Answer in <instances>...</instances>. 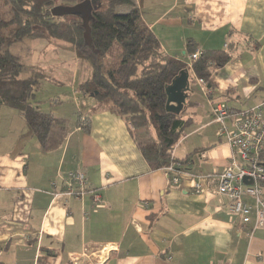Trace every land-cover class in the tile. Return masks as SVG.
Listing matches in <instances>:
<instances>
[{
	"label": "crops",
	"instance_id": "0c3cea01",
	"mask_svg": "<svg viewBox=\"0 0 264 264\" xmlns=\"http://www.w3.org/2000/svg\"><path fill=\"white\" fill-rule=\"evenodd\" d=\"M134 2L171 57L189 62L190 43L231 55L212 73L211 88L189 76L183 115L190 123L173 151L186 162L177 183L174 174L148 168L109 109L82 114L87 130L80 113L51 111L60 123L42 147L16 110L1 107L0 264H96L91 255L106 245L115 251L105 264H264V229L242 224L217 193L216 177L233 151L212 111L218 103L240 112L264 101V0ZM76 170L86 174L85 192L66 197L67 175Z\"/></svg>",
	"mask_w": 264,
	"mask_h": 264
},
{
	"label": "trees",
	"instance_id": "16d2710c",
	"mask_svg": "<svg viewBox=\"0 0 264 264\" xmlns=\"http://www.w3.org/2000/svg\"><path fill=\"white\" fill-rule=\"evenodd\" d=\"M82 1L3 0L0 108L16 110L38 143L47 147L52 128L60 122L50 112H43L36 100L44 78L39 73L22 78L23 63L8 49L27 39L65 43L89 65L91 75L78 89L93 99L95 111L109 109L124 121L150 170L172 166L178 173L186 162L175 159L173 151L190 120L184 118L185 106L179 113L166 110V90L185 70L197 83L202 80L211 88L212 73L229 62L231 55L227 50H198L200 55L194 62L171 57L162 51L159 40L143 22L134 0H90L91 44L87 45L79 15L54 17L51 13L56 5ZM195 51L190 43L188 55ZM78 124L87 130L89 118L80 113ZM258 161L264 167V149Z\"/></svg>",
	"mask_w": 264,
	"mask_h": 264
},
{
	"label": "built area",
	"instance_id": "2783aa9c",
	"mask_svg": "<svg viewBox=\"0 0 264 264\" xmlns=\"http://www.w3.org/2000/svg\"><path fill=\"white\" fill-rule=\"evenodd\" d=\"M227 47V46H225ZM197 50L189 56V62L198 59ZM202 89L206 83L198 81ZM213 119L218 124V136L233 151L232 158L223 172L216 177L217 193L230 200L229 213L237 216L242 224H253V229H264V167L260 165L258 156L264 143V101L245 111L234 112L225 104L213 106ZM164 171L173 183H177L179 172L169 166ZM210 176L202 177L208 179ZM246 182V183H245ZM86 174L81 170L68 173L65 183L66 197L79 198L85 192ZM196 193H200V185H194ZM95 202L99 201L96 193H91ZM253 200L249 204L246 200ZM112 245L99 248L91 255L96 264H105L109 254L114 252Z\"/></svg>",
	"mask_w": 264,
	"mask_h": 264
},
{
	"label": "rangeland",
	"instance_id": "374dc122",
	"mask_svg": "<svg viewBox=\"0 0 264 264\" xmlns=\"http://www.w3.org/2000/svg\"><path fill=\"white\" fill-rule=\"evenodd\" d=\"M56 7L61 5L53 8ZM4 10V2L0 0V13ZM8 50L22 61V78H27L31 73H39L44 78L41 91L36 96V100L41 101L40 109L43 112H58L64 117L72 116L73 113L76 118L79 113L88 114L96 106L91 97L79 93L78 86L87 79L90 69L87 62L76 57L69 45L59 41L52 44L44 39H27L12 45ZM194 90L198 94L196 87ZM51 100L60 101L61 107L53 106Z\"/></svg>",
	"mask_w": 264,
	"mask_h": 264
},
{
	"label": "water",
	"instance_id": "95a60500",
	"mask_svg": "<svg viewBox=\"0 0 264 264\" xmlns=\"http://www.w3.org/2000/svg\"><path fill=\"white\" fill-rule=\"evenodd\" d=\"M90 6L91 1L85 0L73 6H61L53 8L51 10V13L54 17L79 15L81 17L82 26L84 28V40L87 45H90ZM188 91L189 75L188 72L185 70L179 74V76L172 82V84L166 90V110L169 112L179 113L182 107L185 105L186 92Z\"/></svg>",
	"mask_w": 264,
	"mask_h": 264
}]
</instances>
